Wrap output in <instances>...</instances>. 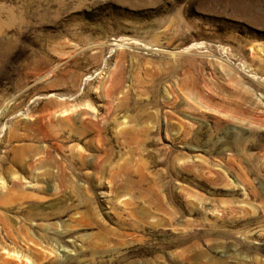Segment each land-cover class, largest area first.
<instances>
[{
    "label": "rangeland",
    "instance_id": "1",
    "mask_svg": "<svg viewBox=\"0 0 264 264\" xmlns=\"http://www.w3.org/2000/svg\"><path fill=\"white\" fill-rule=\"evenodd\" d=\"M0 264H264V0H0Z\"/></svg>",
    "mask_w": 264,
    "mask_h": 264
}]
</instances>
